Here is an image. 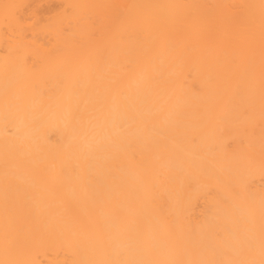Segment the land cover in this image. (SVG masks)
<instances>
[{"label": "bare ground", "instance_id": "bare-ground-1", "mask_svg": "<svg viewBox=\"0 0 264 264\" xmlns=\"http://www.w3.org/2000/svg\"><path fill=\"white\" fill-rule=\"evenodd\" d=\"M40 1L0 0V264H264V0Z\"/></svg>", "mask_w": 264, "mask_h": 264}, {"label": "rangeland", "instance_id": "rangeland-1", "mask_svg": "<svg viewBox=\"0 0 264 264\" xmlns=\"http://www.w3.org/2000/svg\"><path fill=\"white\" fill-rule=\"evenodd\" d=\"M63 7L64 6L62 5V2L59 0H41L38 3V5L35 7V9L33 10L34 11L33 14L28 13V14H30L29 17H31V20L29 23H34V21H35V18L33 17L34 15L41 17L43 19L50 18L56 12L62 11L64 9ZM29 33H30V31H29ZM50 39L48 37L45 40L49 41Z\"/></svg>", "mask_w": 264, "mask_h": 264}]
</instances>
